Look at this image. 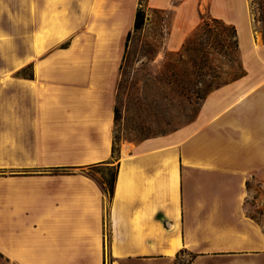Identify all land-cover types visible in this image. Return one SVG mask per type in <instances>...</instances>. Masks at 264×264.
<instances>
[{
  "label": "crops",
  "instance_id": "1",
  "mask_svg": "<svg viewBox=\"0 0 264 264\" xmlns=\"http://www.w3.org/2000/svg\"><path fill=\"white\" fill-rule=\"evenodd\" d=\"M225 1L210 16L235 17L243 75L110 162L136 0H0V264H264L245 210L249 179L264 183V41ZM103 164L117 165L110 198L89 173Z\"/></svg>",
  "mask_w": 264,
  "mask_h": 264
},
{
  "label": "rangeland",
  "instance_id": "2",
  "mask_svg": "<svg viewBox=\"0 0 264 264\" xmlns=\"http://www.w3.org/2000/svg\"><path fill=\"white\" fill-rule=\"evenodd\" d=\"M148 1L136 0L135 10L141 8L145 11L146 22L139 32L131 36L122 68L117 75L114 106L118 118L113 120L112 127L116 155L121 143L172 135L195 119L201 101L199 104L189 103L174 92L168 71L175 57L171 55L181 49L184 40L202 20L209 15L224 17L214 10V0H162L166 4L162 8L152 7ZM233 2L237 6L239 0ZM215 8L219 13L228 14L235 7L228 1L215 0ZM241 9L245 27L254 30L258 41L263 40L261 26L264 24V0H241ZM224 19L235 24V17ZM239 25L242 35L245 29L241 19ZM169 39L172 48L167 45ZM238 60L240 68L245 71L240 53ZM218 71L219 78L212 90L232 79V69L228 65H222ZM237 72L239 74L240 70ZM112 165L92 166L89 173L97 181L101 177L109 178L113 171ZM245 210L254 216L264 230V183L249 179Z\"/></svg>",
  "mask_w": 264,
  "mask_h": 264
},
{
  "label": "trees",
  "instance_id": "3",
  "mask_svg": "<svg viewBox=\"0 0 264 264\" xmlns=\"http://www.w3.org/2000/svg\"><path fill=\"white\" fill-rule=\"evenodd\" d=\"M146 13L143 9L137 8L134 12L133 23L127 31L124 41L123 56L119 71L125 59L126 48L131 36L139 32L145 22ZM264 20V18H262ZM264 23V22H263ZM264 32V24L261 26ZM264 40V34H263ZM239 47L236 28L233 24L225 22L221 18L208 16L197 26V28L182 43L181 49L171 56L174 62L169 64L168 71L174 85V92L184 97L189 103H198L212 90V86L219 78V71L222 65H228L232 69L231 80L243 75L238 60ZM238 70L240 73L238 74ZM19 75L32 78V64L19 69ZM193 100V101H192ZM199 104V103H198ZM118 118L117 109L113 108V120ZM112 144V158L116 156V150ZM113 171L109 178L101 177L99 183L102 185L107 196L110 198L114 191V182L117 173V165H112ZM54 172L69 173L67 168H58ZM251 218L254 216L248 214ZM187 262L182 264H188Z\"/></svg>",
  "mask_w": 264,
  "mask_h": 264
}]
</instances>
